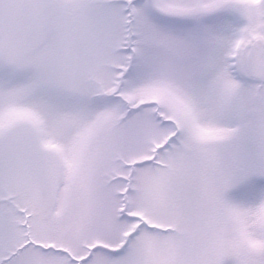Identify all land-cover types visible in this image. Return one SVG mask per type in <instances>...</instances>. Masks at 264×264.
Masks as SVG:
<instances>
[{"label": "snow or ice", "instance_id": "snow-or-ice-1", "mask_svg": "<svg viewBox=\"0 0 264 264\" xmlns=\"http://www.w3.org/2000/svg\"><path fill=\"white\" fill-rule=\"evenodd\" d=\"M0 264H264V0H0Z\"/></svg>", "mask_w": 264, "mask_h": 264}]
</instances>
